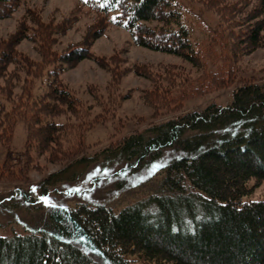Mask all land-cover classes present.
Returning <instances> with one entry per match:
<instances>
[{
	"label": "trees",
	"instance_id": "trees-1",
	"mask_svg": "<svg viewBox=\"0 0 264 264\" xmlns=\"http://www.w3.org/2000/svg\"><path fill=\"white\" fill-rule=\"evenodd\" d=\"M21 1L0 0V19L13 14ZM82 1L100 16L101 29L95 34L90 29L87 38L63 52L55 45L75 16L46 21L42 13L31 11L16 33L0 39V143L9 146L15 125L25 121L28 148L72 160L48 176L44 193L65 178L62 173L71 165L100 155L105 162L126 160L140 166L166 149L181 154L160 168L161 193L145 201L119 210L89 202L59 205L39 225L26 226L23 234L0 233V264H264V199L244 200L264 182V78L240 80L227 106L212 103L203 111L181 113L91 156H79L85 122L55 119L68 113L84 120L90 112L61 74L88 58L110 67L107 58L90 48L103 25L125 28L135 44L193 64L204 52L221 58L215 71L182 84L168 73L136 70L153 82L143 97L156 114L180 110L186 99L233 85L236 69L230 61L264 47V0H201L205 10L220 18L216 31L196 44L182 0ZM24 39L36 43L39 60L19 49ZM110 59L117 64L116 56ZM109 69L114 80L124 73ZM46 75L44 92L34 96L35 80ZM117 84L110 83L112 95ZM100 118L95 115L89 127ZM72 134L76 143L63 147ZM32 196L24 194L26 200Z\"/></svg>",
	"mask_w": 264,
	"mask_h": 264
},
{
	"label": "rangeland",
	"instance_id": "rangeland-1",
	"mask_svg": "<svg viewBox=\"0 0 264 264\" xmlns=\"http://www.w3.org/2000/svg\"><path fill=\"white\" fill-rule=\"evenodd\" d=\"M182 1L190 13L191 20L188 22L192 28L193 44L208 39V36L216 31L220 17L217 13L205 10L201 0ZM31 11L42 13L46 21L52 18L60 21L64 17L75 16L71 29L58 36L59 42L55 45L58 51L67 50L70 43L82 42L87 38L90 29L91 34L101 29V24L98 22L100 16L82 0H22L13 14L0 19V39L16 33L20 25H24L32 15ZM28 24L30 26V23ZM102 27V33L94 38L90 48L95 55L107 58L104 60L108 61L107 65L113 71H122L123 75H120L118 80H114L110 67L89 58L61 74V79L90 110L84 120L68 113L55 118L58 121H70L74 124L85 122L81 127L83 152L79 156L99 153L123 136L145 132L150 126L181 113L203 111L212 103L227 106L232 103L234 89L239 85L240 80L264 78V47H260L230 61L236 69V80L233 85L186 99L180 110L156 114L155 110L144 102L143 97L145 91L152 89L153 82L146 76L139 75L136 70L146 67L158 76L168 73L174 75L175 80L182 84L183 79L196 82L203 72L215 71L222 62L221 58H215L204 52L200 55L198 63L193 64L182 56L135 44L130 32L125 28L115 25ZM35 45L34 41L24 39L19 44V49L39 60L40 56L36 52ZM112 54L116 56L118 66L110 59ZM47 79L46 75L35 80L34 96L44 92ZM111 82L118 83L113 95L114 88L110 86ZM111 95L116 97V104L113 106ZM95 115L101 117V121L89 127L88 122ZM28 139V124L19 121L15 125L9 146L0 143V233L2 234L11 235L15 232L23 234L25 228H32L45 221L47 211L59 205L73 206L77 202H89L105 204L119 210L128 204L145 201L149 196L161 193L163 175L160 168L181 154L174 148L166 149L159 158L140 166L135 165L134 161L126 160L105 162L104 156L100 155L89 163L77 162L71 165L62 173L65 178L49 185L48 193H44V182L48 176L63 169L72 163V160L64 159L66 158L64 155L52 158L50 151L40 154L32 150L33 148L27 147ZM70 143H76L74 134L69 139L63 140V147L67 148ZM152 163L156 164L155 169L151 167ZM105 169L108 171L105 172ZM253 183L252 180L250 184ZM27 192H33L32 198L28 200L24 197ZM42 196L51 199L44 202L41 200ZM259 199H264V182L254 187L253 191L244 197V200Z\"/></svg>",
	"mask_w": 264,
	"mask_h": 264
},
{
	"label": "snow or ice",
	"instance_id": "snow-or-ice-1",
	"mask_svg": "<svg viewBox=\"0 0 264 264\" xmlns=\"http://www.w3.org/2000/svg\"><path fill=\"white\" fill-rule=\"evenodd\" d=\"M109 2H111V0H109ZM114 2H115L116 4H119L120 0H114ZM113 19L115 20L116 17L114 16ZM151 167H152L153 169H155L156 164H155V163H152ZM104 171L107 172L108 169H105ZM150 174H151V173H150ZM33 190L35 191V189H33ZM75 191L78 192L79 189H75ZM50 199H51L50 197H46V196H42V197H41V200L44 201V202H47V201H49Z\"/></svg>",
	"mask_w": 264,
	"mask_h": 264
}]
</instances>
